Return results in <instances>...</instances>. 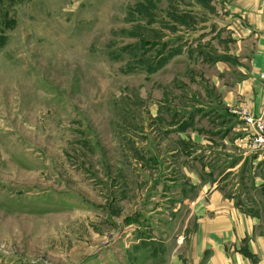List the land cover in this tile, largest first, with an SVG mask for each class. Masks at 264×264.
Returning a JSON list of instances; mask_svg holds the SVG:
<instances>
[{"label":"rangeland","instance_id":"rangeland-1","mask_svg":"<svg viewBox=\"0 0 264 264\" xmlns=\"http://www.w3.org/2000/svg\"><path fill=\"white\" fill-rule=\"evenodd\" d=\"M207 8L0 0V264H170L191 133L222 139Z\"/></svg>","mask_w":264,"mask_h":264},{"label":"crops","instance_id":"crops-1","mask_svg":"<svg viewBox=\"0 0 264 264\" xmlns=\"http://www.w3.org/2000/svg\"><path fill=\"white\" fill-rule=\"evenodd\" d=\"M210 7L225 33L213 58L219 91L199 106L221 121L222 139L191 133L189 168L178 173L190 191L174 193L166 227L174 236L169 263L264 264V149L238 151L247 144L230 136L245 129L251 140L230 108L248 105L255 115L264 109V0H212ZM156 162L162 165L159 156Z\"/></svg>","mask_w":264,"mask_h":264},{"label":"built area","instance_id":"built-area-1","mask_svg":"<svg viewBox=\"0 0 264 264\" xmlns=\"http://www.w3.org/2000/svg\"><path fill=\"white\" fill-rule=\"evenodd\" d=\"M231 114L239 118L250 132L249 146L254 151L264 149V109L258 115H255L248 105H243L237 109L231 110Z\"/></svg>","mask_w":264,"mask_h":264},{"label":"trees","instance_id":"trees-1","mask_svg":"<svg viewBox=\"0 0 264 264\" xmlns=\"http://www.w3.org/2000/svg\"><path fill=\"white\" fill-rule=\"evenodd\" d=\"M202 1H203V3H204V5H205L206 8L207 7L210 8V3L212 2V0H202ZM208 8H207V10H208Z\"/></svg>","mask_w":264,"mask_h":264}]
</instances>
